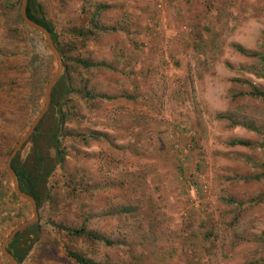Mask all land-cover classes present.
<instances>
[{"label":"rangeland","instance_id":"obj_1","mask_svg":"<svg viewBox=\"0 0 264 264\" xmlns=\"http://www.w3.org/2000/svg\"><path fill=\"white\" fill-rule=\"evenodd\" d=\"M38 1L57 31L87 29L98 6L106 9L97 27L112 29L97 30L68 54L100 65L70 75L73 89L103 99L66 103L73 109L63 125L65 163L51 175L56 200L42 205L41 219L59 218L61 208L74 223L73 213L81 211L90 217L88 230L119 246L90 247L83 238L65 237L68 248L97 264H126L130 253H141L147 219L137 201L146 196L170 219L160 226L166 241L154 244L163 254L173 251L167 264H264V100L245 95L251 88L264 92V0ZM2 8L0 0L1 218L9 210L13 215L15 205L11 181L2 189L5 161L29 127V88L43 73L33 60L37 50L43 53L41 43L14 36L13 13ZM68 172L84 186L71 198L64 188ZM122 180L129 182L115 187ZM124 208L135 210L127 216ZM109 211L117 213L101 217ZM46 235L39 234L22 264H61L55 260L63 257L61 245L50 246Z\"/></svg>","mask_w":264,"mask_h":264},{"label":"trees","instance_id":"obj_2","mask_svg":"<svg viewBox=\"0 0 264 264\" xmlns=\"http://www.w3.org/2000/svg\"><path fill=\"white\" fill-rule=\"evenodd\" d=\"M16 4L17 2L2 0L3 11L13 13L15 28H13L12 31L14 36L25 38V40L30 45H33L34 39L39 41L43 51V53H41L37 50V53L33 55V60H37L38 71L41 72L42 70L43 73L41 74L42 76H40V81L38 82L35 78L32 81V87L30 85L29 88L27 101L30 107L29 117L31 122L41 108V105L38 101L43 99L44 88L54 73L55 61L49 53L40 33L30 28L29 29L32 33V36H28L25 34V32H23V28H26V26L20 19L19 8L13 12ZM105 9V7L101 6L95 7V10L86 22L87 29L78 30V28H72L71 31L68 30L66 32H60L56 30L55 23L49 20L46 5L44 3L38 0H26L25 15L27 19L36 25L41 26L47 31L51 42L60 57L62 70L51 87L49 105L45 114L10 162V168L15 175L19 191L33 199L37 213L36 220L23 230L19 231L5 246V251L11 255L16 264L23 263V260L27 256V253L32 248L33 244L39 240V234L41 232H45L47 234L44 240L48 238L47 243L50 246L53 247V245H61L60 248L63 251V257L55 258L56 262L61 264H64L66 260L73 264H97L84 258L79 253H73L71 249L68 248V243L65 241V237L83 238L84 241L87 242L86 245H89L90 247L101 246L104 248L116 249V247L119 246L117 242L109 240L106 233L88 230L87 226L89 224L90 217L83 214L81 211V213L79 212L78 215L73 213L75 215L74 217L76 218V222L74 223H71L72 221H67L64 218L65 214L61 212V208L55 210V216H59V218L55 220H42L38 214L44 203L49 201L46 205L48 206L52 201L56 200L52 197V193L49 190V185L51 175L57 170V168L58 170H62L65 163L64 156L66 154V150L63 145V140L67 136L63 125L68 120L67 117L71 116L70 110L73 109L72 105L67 107L66 103L68 101L70 102L71 99L76 98H81L88 102H91L92 99L95 98L103 99L102 96L94 97L93 95H88L87 93L82 94L77 89H73L72 80L74 77L70 75V72L75 71L77 67L84 69H94L98 68L100 65L79 59H70L68 54H71L78 48H82L83 41L86 39V37L94 35V32L97 30L104 32L112 30L111 28L97 27L99 24L97 17ZM17 24L22 28L21 32H19L20 30H18ZM67 35L71 36L72 40L63 39V37H66ZM31 47L32 49L34 48V46ZM233 49L240 55L253 56L238 46H233ZM42 59H45L43 67L41 65ZM65 63H71L72 65H70V68H68L65 67ZM245 95L253 99L259 98L264 100V92L257 91L254 88H251V90ZM94 135L95 134L89 135V137H84L83 135L75 134L73 137H79L83 141L89 138L97 139V137L98 139H105L104 134H96V136ZM230 144L233 146L246 145L245 142L240 141H232ZM64 177L66 180L64 188L67 189V196L71 198L80 194V191L84 188V186L77 176L68 172L64 175ZM142 177L143 175L139 174L138 171L135 173V180L140 181ZM59 178L60 177L58 176L56 181H58ZM127 182H129V180L117 181L115 183V187H120L121 183ZM10 196L11 198L13 197L15 202L14 209L12 210L13 215L10 214L11 212L9 210L4 213L2 218L0 216V220H3V224H0V243L8 236L14 227L29 220L31 217L28 203L18 198L13 193V191L10 192ZM0 199H3V193L0 194ZM137 202L139 203L138 213L142 214L147 219L146 231L141 239V243H139L141 253L145 255L146 258L147 256L149 258H160L161 261H153L155 264H167V262L163 261V259L171 258V253L173 251L170 250L169 253L163 254L159 248L154 246V244L157 242H163V240L166 239L167 235L160 226L163 223L168 222L170 219L165 218L160 212V209L146 196L139 197V201ZM156 202L158 203L159 200ZM133 210L135 209L124 208L121 209L120 212L122 215L129 216ZM24 211H26L27 214H24ZM51 211L54 213L53 210ZM116 213L117 211L105 212L101 215V217L115 216ZM7 223L10 225L12 224V226L8 227L9 225H6ZM28 232L32 233V239H22V236ZM42 248L43 246H41L40 250ZM165 248L170 249V246L165 244ZM58 253L59 250L55 249V256ZM141 253L139 252V254L135 256L131 255L130 253V257L128 258L126 264H144L146 259ZM153 262H151V264H153ZM0 264H8L1 254Z\"/></svg>","mask_w":264,"mask_h":264},{"label":"water","instance_id":"obj_3","mask_svg":"<svg viewBox=\"0 0 264 264\" xmlns=\"http://www.w3.org/2000/svg\"><path fill=\"white\" fill-rule=\"evenodd\" d=\"M11 2H19L20 6H19V16L20 19L22 21V23L26 26V30L33 29L35 31H37L38 33L41 34V36L43 37L44 43L49 51V53L51 54V56L53 57L54 61H55V69H54V73L51 76V78L49 79V81L47 82L45 88H44V92H43V103L42 106L39 110V112L37 113V115L32 119V121L29 124L28 129L22 134V136L18 139V141L15 143L14 147L11 149L6 161H5V177H4V181L2 182V189L3 191L6 189L5 188V183L6 181L10 180L11 181V185H12V191L13 193L20 199L26 201L29 205L30 208V212H31V217L29 220L17 225L16 227H14L12 229V231L8 234V236L6 238H4L2 240V242L0 243V254L5 258V260L8 262V264H16V262L14 261V259L11 257V255H9L6 251H5V246L8 242H10L13 237L21 230H23L24 228H26L27 226H29L30 224H32L37 217V213H36V208H35V203L33 201V199L29 196H27L24 193H21L18 189L17 186V181L15 178V175L13 174L11 168H10V162L13 159V157L15 156V154L17 153V151L19 150V148L23 145V143L28 139V137L30 136V134L32 133L33 129L35 128V126L38 124V122L41 120V118L43 117V115L45 114L47 107L49 105V100H50V90L52 85L54 84V82L56 81V79L58 78L59 74L61 73L62 70V65H61V60L60 57L58 55V52L56 51V49L54 48L50 36L47 33V31L42 28L39 25H36L35 23H33L32 21H30L29 19H27L26 15H25V6H26V0H10ZM27 34V32L25 33Z\"/></svg>","mask_w":264,"mask_h":264}]
</instances>
